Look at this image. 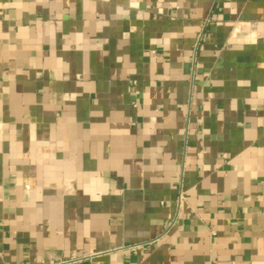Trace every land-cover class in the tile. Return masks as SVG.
Wrapping results in <instances>:
<instances>
[{"label": "crops", "instance_id": "1", "mask_svg": "<svg viewBox=\"0 0 264 264\" xmlns=\"http://www.w3.org/2000/svg\"><path fill=\"white\" fill-rule=\"evenodd\" d=\"M264 264V0H0V264Z\"/></svg>", "mask_w": 264, "mask_h": 264}, {"label": "built area", "instance_id": "2", "mask_svg": "<svg viewBox=\"0 0 264 264\" xmlns=\"http://www.w3.org/2000/svg\"><path fill=\"white\" fill-rule=\"evenodd\" d=\"M88 261L89 259H82V260H73V261H63L57 264H85Z\"/></svg>", "mask_w": 264, "mask_h": 264}]
</instances>
